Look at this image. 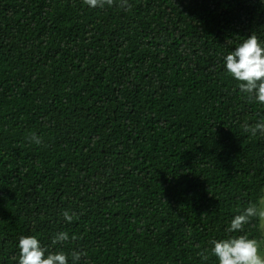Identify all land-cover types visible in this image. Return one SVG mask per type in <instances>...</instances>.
Returning <instances> with one entry per match:
<instances>
[{
    "label": "trees",
    "instance_id": "16d2710c",
    "mask_svg": "<svg viewBox=\"0 0 264 264\" xmlns=\"http://www.w3.org/2000/svg\"><path fill=\"white\" fill-rule=\"evenodd\" d=\"M0 0V264L32 235L80 264H218L212 240L264 241V119L224 57L264 0ZM32 134L42 143L32 142ZM73 215L68 222L63 212Z\"/></svg>",
    "mask_w": 264,
    "mask_h": 264
},
{
    "label": "clouds",
    "instance_id": "9594fccd",
    "mask_svg": "<svg viewBox=\"0 0 264 264\" xmlns=\"http://www.w3.org/2000/svg\"><path fill=\"white\" fill-rule=\"evenodd\" d=\"M83 3L90 8L119 7L125 11L131 9L129 0H83ZM226 72L238 83L239 92L249 103L264 105V43H262L256 33L245 38L234 50L225 57ZM244 132L256 136L259 133L264 136V119L253 126L242 125ZM31 141L37 145L41 144V139L32 134ZM66 221L71 222L73 215L68 211L63 212ZM253 218H258L264 224V200L260 205L250 204L243 209L240 214L234 216L227 228L228 233H242L245 226ZM76 237L68 232L60 231L53 235L51 244L59 245L61 250L49 251L41 245L35 236H21L18 242L19 260L18 264H69V254L63 251V246ZM213 247L209 250L201 251L203 261L209 260V256H214L218 264H264V255L261 254V245L256 239L249 238L245 234L232 235L225 239L212 240ZM87 253L73 250L70 253L71 264H80V261Z\"/></svg>",
    "mask_w": 264,
    "mask_h": 264
},
{
    "label": "rangeland",
    "instance_id": "374dc122",
    "mask_svg": "<svg viewBox=\"0 0 264 264\" xmlns=\"http://www.w3.org/2000/svg\"><path fill=\"white\" fill-rule=\"evenodd\" d=\"M264 193V191H263ZM264 200V194H263V198L261 199V201ZM261 229H262V234L264 236V224L261 223ZM260 252L262 255H264V241L261 243V248H260Z\"/></svg>",
    "mask_w": 264,
    "mask_h": 264
}]
</instances>
